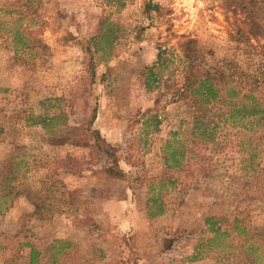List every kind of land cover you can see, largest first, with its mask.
<instances>
[{"label": "rangeland", "instance_id": "1", "mask_svg": "<svg viewBox=\"0 0 264 264\" xmlns=\"http://www.w3.org/2000/svg\"><path fill=\"white\" fill-rule=\"evenodd\" d=\"M190 39L207 65L254 73L264 0H0V167L18 190L0 213V264H26L30 247L40 264H248L255 238L232 224L264 227V140L195 144L180 74L144 85L158 49L183 57ZM206 218L228 236L209 243ZM55 240L69 247L50 263Z\"/></svg>", "mask_w": 264, "mask_h": 264}, {"label": "trees", "instance_id": "2", "mask_svg": "<svg viewBox=\"0 0 264 264\" xmlns=\"http://www.w3.org/2000/svg\"><path fill=\"white\" fill-rule=\"evenodd\" d=\"M253 36L256 37V35ZM87 52L91 62L90 74L94 77L95 65L92 63L94 52L92 49ZM182 52L183 57H180L171 49L159 48L155 63L143 72L144 85L147 90L156 89L165 70H168L167 78L169 79L174 78L175 74H180L182 81L177 86L178 96L188 101L195 112L191 127V131L195 134L193 142L199 144V139L206 146L210 144L212 151H218L230 142L232 133H236L234 141L239 145H252L253 142L263 141L264 61H261L254 73L230 69L222 64L207 65L196 42L191 39L183 43ZM53 118L50 117L46 122ZM40 122L46 123L45 120ZM195 130L200 133L197 134ZM87 131L98 150L110 157L115 155L116 150L103 140L97 130L89 127ZM165 162L169 167L180 165L174 154ZM20 165L21 162L15 163L14 167L17 168ZM256 171L259 181L256 191H261L264 189V168L257 167ZM14 173L17 171L12 170L5 159L0 167V213L8 209L9 201L18 192L16 185L12 182ZM107 173L115 174L112 168ZM29 193L35 206L34 213L43 215L40 193L37 191H29ZM161 213L163 209L155 215ZM240 223L238 219L233 221V231L243 233V236L250 234L255 238L253 242L244 244L245 261L248 264H264V227L254 228L253 231L257 233L251 234L252 229L248 231ZM205 225L206 230L213 234L209 243L219 242L228 236L227 231L217 227V222L213 218H206ZM50 247L53 253L49 262L56 263L57 255H67L65 250L69 247V242L55 240ZM44 257L45 254L42 251L30 247L25 263L40 264ZM12 261L14 260L11 259L9 262Z\"/></svg>", "mask_w": 264, "mask_h": 264}]
</instances>
